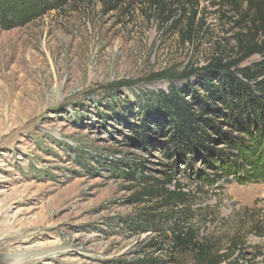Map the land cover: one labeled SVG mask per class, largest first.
<instances>
[{"label": "rangeland", "instance_id": "rangeland-1", "mask_svg": "<svg viewBox=\"0 0 264 264\" xmlns=\"http://www.w3.org/2000/svg\"><path fill=\"white\" fill-rule=\"evenodd\" d=\"M107 1L0 27V264H195L152 217L214 243L223 264H264V139L231 131L244 139L233 148L224 127L180 160L155 123L162 93L186 81L150 77L237 58L235 15L218 0H176L205 22L193 46L161 28L146 0L112 11ZM142 175L174 193L170 207L144 195Z\"/></svg>", "mask_w": 264, "mask_h": 264}, {"label": "trees", "instance_id": "trees-1", "mask_svg": "<svg viewBox=\"0 0 264 264\" xmlns=\"http://www.w3.org/2000/svg\"><path fill=\"white\" fill-rule=\"evenodd\" d=\"M71 1L74 0H0V27L10 30L24 26ZM219 2L223 3L224 13L228 10L235 15L234 21L229 22L237 41L238 57L217 56L200 68L179 74L163 71L150 77L186 81L183 87L174 85L168 94L162 93V110L156 114L155 122L156 130H165L169 134L167 141L162 143L164 152L180 160H187L193 154L199 156L201 147L203 151L207 150V143L214 140L212 133L220 135L224 127L230 129L226 140L233 148L244 139L231 131L264 139V61L240 67L253 55H261L264 59V0H218L216 4ZM121 3L123 0H108L107 10H116ZM144 4L148 5L151 17L157 18L161 28L178 32L183 44L195 46L205 34V22L197 18L199 12L194 5L184 1L176 3V0H146ZM140 165L137 164L134 170H141ZM142 176L143 183L148 184L144 195L165 199L160 204L170 207L174 193L155 191L147 182L152 177ZM152 220L156 232L173 230L169 237L173 244L171 249L192 253L195 264H223L227 260L214 243L197 239L192 230L164 227L162 218L152 217ZM144 264H166V261L156 258Z\"/></svg>", "mask_w": 264, "mask_h": 264}, {"label": "bare ground", "instance_id": "bare-ground-1", "mask_svg": "<svg viewBox=\"0 0 264 264\" xmlns=\"http://www.w3.org/2000/svg\"><path fill=\"white\" fill-rule=\"evenodd\" d=\"M23 261V258H13V262L20 263Z\"/></svg>", "mask_w": 264, "mask_h": 264}]
</instances>
